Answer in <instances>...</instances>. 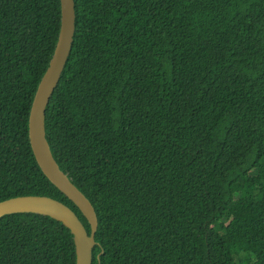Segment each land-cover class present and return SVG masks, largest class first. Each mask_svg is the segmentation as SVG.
Listing matches in <instances>:
<instances>
[{"label":"trees","instance_id":"obj_1","mask_svg":"<svg viewBox=\"0 0 264 264\" xmlns=\"http://www.w3.org/2000/svg\"><path fill=\"white\" fill-rule=\"evenodd\" d=\"M45 109L60 169L97 216L91 264H264V0H74ZM60 0H0V201L77 208L28 139ZM0 264H75L49 215L0 217Z\"/></svg>","mask_w":264,"mask_h":264},{"label":"water","instance_id":"obj_2","mask_svg":"<svg viewBox=\"0 0 264 264\" xmlns=\"http://www.w3.org/2000/svg\"><path fill=\"white\" fill-rule=\"evenodd\" d=\"M74 0H60V29L49 63L33 95L28 115V139L35 160L43 174L80 210L86 218L88 232L77 214L65 203L36 194L17 195L0 201V217L17 212L49 215L71 232L75 247V264H91L96 245L97 216L89 199L63 172L54 159L45 134V109L56 87L71 50L75 31Z\"/></svg>","mask_w":264,"mask_h":264}]
</instances>
